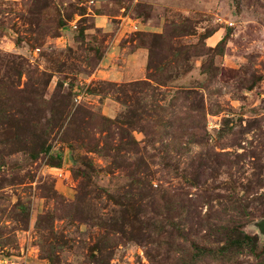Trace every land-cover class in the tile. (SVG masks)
I'll return each instance as SVG.
<instances>
[{"label": "rangeland", "instance_id": "obj_1", "mask_svg": "<svg viewBox=\"0 0 264 264\" xmlns=\"http://www.w3.org/2000/svg\"><path fill=\"white\" fill-rule=\"evenodd\" d=\"M263 221L264 0H0V264H264Z\"/></svg>", "mask_w": 264, "mask_h": 264}, {"label": "crops", "instance_id": "obj_2", "mask_svg": "<svg viewBox=\"0 0 264 264\" xmlns=\"http://www.w3.org/2000/svg\"><path fill=\"white\" fill-rule=\"evenodd\" d=\"M134 62H135V64H136L137 66L141 65V64L144 62V57H143V55H140L139 58L137 59V61L134 60ZM131 74H132V75H139V76H141V75H142V72H141V69H140L139 67H138V68L136 67V68H134V69L132 70Z\"/></svg>", "mask_w": 264, "mask_h": 264}, {"label": "water", "instance_id": "obj_3", "mask_svg": "<svg viewBox=\"0 0 264 264\" xmlns=\"http://www.w3.org/2000/svg\"><path fill=\"white\" fill-rule=\"evenodd\" d=\"M261 227H262V228H264V221H263V222H261Z\"/></svg>", "mask_w": 264, "mask_h": 264}]
</instances>
